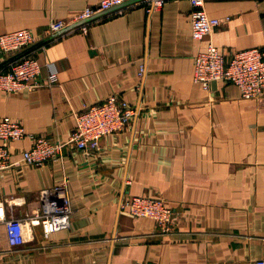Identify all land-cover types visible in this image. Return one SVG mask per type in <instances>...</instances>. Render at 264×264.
<instances>
[{
	"label": "crops",
	"instance_id": "obj_1",
	"mask_svg": "<svg viewBox=\"0 0 264 264\" xmlns=\"http://www.w3.org/2000/svg\"><path fill=\"white\" fill-rule=\"evenodd\" d=\"M98 2L0 0V34L30 28L39 40L29 50L41 64L39 85L0 91V117L26 129L9 143L11 164L0 171V211L34 213L40 191L62 181L74 208L71 227L49 236L25 219L21 245L0 225V264H256L264 258V95L243 98L223 80L204 89L194 81V57L209 41L227 60L264 47V0H206L209 15L224 22L201 40L191 33L190 2L172 0L47 42L52 20H71ZM14 55H0V63ZM52 68L59 80L50 86ZM113 93L139 114L102 137L98 152L68 147L61 161L22 163L34 138L68 141L75 113ZM130 195L164 198L176 228L163 231L122 210Z\"/></svg>",
	"mask_w": 264,
	"mask_h": 264
},
{
	"label": "built area",
	"instance_id": "obj_2",
	"mask_svg": "<svg viewBox=\"0 0 264 264\" xmlns=\"http://www.w3.org/2000/svg\"><path fill=\"white\" fill-rule=\"evenodd\" d=\"M172 0H99L96 5L87 6L71 20H52L46 30L48 41L74 31L88 32L93 23L124 14L130 8L143 4L148 13L160 9ZM191 4V33L201 40L212 35L224 20L211 17L206 9V0H188ZM229 18H226L228 20ZM39 38L27 27L0 34V55L18 56L0 67V91L14 92L37 86L41 64L32 50ZM46 43V42H45ZM194 81L206 90H211L213 81L223 80L236 84L243 98L257 99L264 95V47H253L236 51L227 60L226 54L213 42L197 52L194 57ZM145 66L141 64L139 74L143 76ZM57 70L51 69L45 84L58 82ZM139 114L138 106L113 93L106 99L84 104L75 113L76 127L68 141L53 140L44 136L34 138L30 148L21 155L23 164L43 166L49 162L61 161L68 147L88 152H98L102 137L124 130ZM26 135L23 122L11 116L0 117V171L11 164L9 143ZM41 206L25 217L8 216L0 211V225H4L12 245L26 241L27 226H40L49 236L53 232L68 229L72 224L74 208L67 181L40 191ZM120 208L135 217L150 218L163 231L177 226L174 209L160 196L130 195L120 202ZM264 264V258L256 261Z\"/></svg>",
	"mask_w": 264,
	"mask_h": 264
},
{
	"label": "water",
	"instance_id": "obj_3",
	"mask_svg": "<svg viewBox=\"0 0 264 264\" xmlns=\"http://www.w3.org/2000/svg\"><path fill=\"white\" fill-rule=\"evenodd\" d=\"M18 56V54L17 55H14V56H12V57H10V58H8L7 60H5V61H3L2 63H0V67H2V66H4L5 64H7L9 61H11L12 59H14V58H16ZM217 81H213V88L215 89L216 87H217Z\"/></svg>",
	"mask_w": 264,
	"mask_h": 264
}]
</instances>
